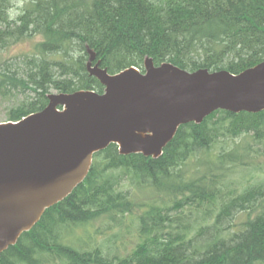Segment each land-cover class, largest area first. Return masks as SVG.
<instances>
[{
    "label": "trees",
    "instance_id": "16d2710c",
    "mask_svg": "<svg viewBox=\"0 0 264 264\" xmlns=\"http://www.w3.org/2000/svg\"><path fill=\"white\" fill-rule=\"evenodd\" d=\"M14 4L0 0V96H25L8 120L54 91L103 93L88 46L110 73L144 72L147 56L236 74L264 61V0H26L10 20ZM35 36L32 52L4 57ZM131 232L128 250L117 241ZM0 264H264V110L184 124L158 158L112 143Z\"/></svg>",
    "mask_w": 264,
    "mask_h": 264
},
{
    "label": "water",
    "instance_id": "95a60500",
    "mask_svg": "<svg viewBox=\"0 0 264 264\" xmlns=\"http://www.w3.org/2000/svg\"><path fill=\"white\" fill-rule=\"evenodd\" d=\"M88 71L103 93L52 92L43 110L0 122V258L47 209L85 181L95 154L112 143L120 153L160 157L179 128L217 110H264V61L240 73L190 71L172 62L145 71L110 73L88 46Z\"/></svg>",
    "mask_w": 264,
    "mask_h": 264
},
{
    "label": "rangeland",
    "instance_id": "374dc122",
    "mask_svg": "<svg viewBox=\"0 0 264 264\" xmlns=\"http://www.w3.org/2000/svg\"><path fill=\"white\" fill-rule=\"evenodd\" d=\"M26 0H15L14 7L12 9L19 11L21 13L22 8L25 5ZM19 5V7H17ZM40 36H35L32 38H27L23 41H20L13 46L7 48L5 50L4 57H10V56H16V55H21L24 53H29L33 51L35 43L40 40ZM90 57V54H89ZM56 92V91H54ZM24 94H19L17 97L16 96H9V97H3L0 96V122H5L8 121V115L10 111L14 108L17 107L23 100ZM134 231V230H133ZM132 231V232H133ZM125 233L122 238L118 239V243L121 244L122 240L123 242L127 244L128 250H130L133 247L134 241H135V236L136 234L134 233ZM134 234V235H133ZM101 239H103V235H98ZM123 249V248H122Z\"/></svg>",
    "mask_w": 264,
    "mask_h": 264
},
{
    "label": "clouds",
    "instance_id": "9594fccd",
    "mask_svg": "<svg viewBox=\"0 0 264 264\" xmlns=\"http://www.w3.org/2000/svg\"><path fill=\"white\" fill-rule=\"evenodd\" d=\"M17 7H19V5ZM21 14L22 13H20L19 11H16L14 9H9V19L10 20H16V17L19 16V15H21ZM18 22L19 21L17 20V23Z\"/></svg>",
    "mask_w": 264,
    "mask_h": 264
}]
</instances>
